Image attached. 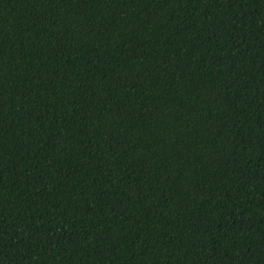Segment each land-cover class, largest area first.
<instances>
[{
    "label": "trees",
    "instance_id": "16d2710c",
    "mask_svg": "<svg viewBox=\"0 0 264 264\" xmlns=\"http://www.w3.org/2000/svg\"><path fill=\"white\" fill-rule=\"evenodd\" d=\"M0 264H264V0H0Z\"/></svg>",
    "mask_w": 264,
    "mask_h": 264
}]
</instances>
